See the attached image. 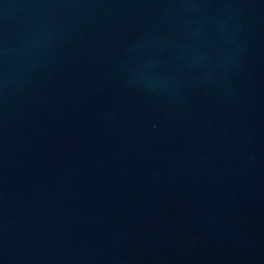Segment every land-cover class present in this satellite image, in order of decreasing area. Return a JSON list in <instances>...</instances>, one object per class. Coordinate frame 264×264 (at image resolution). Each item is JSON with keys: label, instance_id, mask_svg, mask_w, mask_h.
Here are the masks:
<instances>
[{"label": "water", "instance_id": "95a60500", "mask_svg": "<svg viewBox=\"0 0 264 264\" xmlns=\"http://www.w3.org/2000/svg\"><path fill=\"white\" fill-rule=\"evenodd\" d=\"M0 264H264V0H0Z\"/></svg>", "mask_w": 264, "mask_h": 264}]
</instances>
